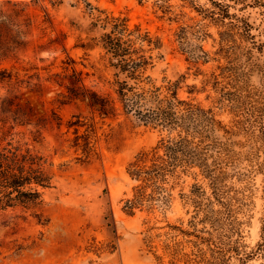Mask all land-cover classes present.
<instances>
[{"label": "rangeland", "instance_id": "obj_1", "mask_svg": "<svg viewBox=\"0 0 264 264\" xmlns=\"http://www.w3.org/2000/svg\"><path fill=\"white\" fill-rule=\"evenodd\" d=\"M213 1L233 19L217 20ZM122 20L160 43L138 86L163 99L173 85L193 106L175 107L171 130L120 104L103 117L68 99L73 77L110 91L102 50L81 46ZM0 22V41L11 29L20 42L0 58V75H11L0 80V140L39 151L55 176L42 191L44 223L21 207L0 211V264H264V0H0ZM200 48L208 62L195 59ZM194 107L210 114L188 115ZM168 136L198 145L194 163L166 203L125 213L141 184L128 164Z\"/></svg>", "mask_w": 264, "mask_h": 264}, {"label": "trees", "instance_id": "obj_2", "mask_svg": "<svg viewBox=\"0 0 264 264\" xmlns=\"http://www.w3.org/2000/svg\"><path fill=\"white\" fill-rule=\"evenodd\" d=\"M219 7L220 13L217 20L223 22L221 17L229 15L228 4H221L213 1ZM17 13V12H16ZM18 16V15H16ZM214 16V13L211 15ZM237 20V19H235ZM239 20H237L238 22ZM4 22H0V29ZM16 27L13 20L7 24ZM230 27L234 29L236 25L230 22ZM249 27L246 23L244 28ZM10 36L8 39L0 41V58H7L20 46L18 42L19 33H12L8 29ZM182 30H184L182 28ZM139 29L128 32L125 20L120 24H115L109 33H104L93 39L90 45L81 46L83 49H93L98 47L102 50L100 60L103 61L104 69L111 70L112 79L107 81L110 91L100 93L86 88L82 81L74 78V82L67 88L68 99H80L89 105L103 117H114L120 104L125 115L132 114L138 121L144 124H155L171 130L175 126V107L186 105L188 109L193 106L179 101L173 90V85L167 87V95L159 99L156 88L153 91H145L139 87V83L148 80L144 77L147 69L152 66L151 50L159 48V41H153L147 33L141 35ZM199 32L195 31L194 33ZM135 35L134 39L130 36ZM126 34V35H125ZM125 35V37H124ZM2 31H0V37ZM200 36L207 37L203 35ZM223 36L220 35V48L216 52L219 56L226 57V49L222 46ZM136 41L139 45L136 47ZM146 45V49L142 45ZM202 55H196L195 59L208 62V53L200 48ZM10 81L11 75H0V80ZM216 79V78H215ZM156 93V94H155ZM156 102L154 109L145 108L146 103ZM144 108V110H143ZM210 114V110L204 112L199 108L187 110L188 115L196 113ZM170 116V119H169ZM173 129V128H172ZM4 140V139H3ZM0 140V211L9 208L21 207L26 211H31L33 215L42 223L45 222L43 214L42 191L52 187L54 183V173L51 171L52 164L39 151L21 145L18 142L2 143ZM192 141L185 138H175L168 136L162 139L149 152L137 154L133 161L128 164L127 173L129 177L141 184L137 186L132 199L126 200L123 206L125 213L132 215L136 208L142 206L144 201H164L166 203L170 197L169 190L175 186V176L177 173H185L195 161L196 149ZM167 187L168 184H170ZM151 188L150 194H146V189ZM259 253L264 256V243L259 248Z\"/></svg>", "mask_w": 264, "mask_h": 264}]
</instances>
